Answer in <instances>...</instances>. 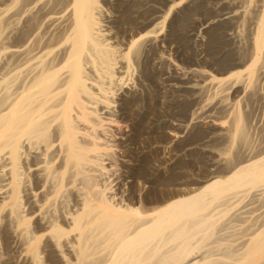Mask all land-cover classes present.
Here are the masks:
<instances>
[{
    "label": "bare ground",
    "instance_id": "1",
    "mask_svg": "<svg viewBox=\"0 0 264 264\" xmlns=\"http://www.w3.org/2000/svg\"><path fill=\"white\" fill-rule=\"evenodd\" d=\"M186 2L0 0V264H264V147L246 109L195 136L231 106L209 103L228 83L264 81V0L202 3L198 66L178 71ZM222 63L219 77L199 67ZM184 104H200L191 124L164 118ZM169 122L181 132L164 143ZM140 127L145 168L131 160ZM196 150L212 167L182 179L175 163Z\"/></svg>",
    "mask_w": 264,
    "mask_h": 264
},
{
    "label": "rangeland",
    "instance_id": "2",
    "mask_svg": "<svg viewBox=\"0 0 264 264\" xmlns=\"http://www.w3.org/2000/svg\"><path fill=\"white\" fill-rule=\"evenodd\" d=\"M177 0H167V9L172 5V4H174L175 2H176ZM188 2H186V3H183V4H181L180 6H179V8H177V10H178V14H177V20H178V22L177 23H181V22H179V21H183V20H185V19H188L187 17H188V12H190V11H192V12H190V14H192V15H190L191 16V19L193 18H195L196 16L197 17H200L199 19H201V18H204V17H202V15L203 16H205V14H207V13H205V11L207 10V7H209L210 5H212V4H210V1H211V3H212V1H214V0H206V1H204V3H203V1H198L197 3L195 2H192V0H187ZM192 3H193V6H192ZM202 3H203V5H204V7H203V5H202ZM210 5H209V4ZM106 4H109L108 2H106ZM197 4V5H196ZM190 5V6H189ZM199 5H200V7H199ZM195 6H197V7H195ZM187 7H190V11H188L189 10V8H187ZM195 8V9H194ZM197 8H199L198 10H196ZM201 8V9H200ZM205 9V11L203 12V10ZM188 9V10H187ZM203 9V10H202ZM182 11V12H181ZM188 11V12H187ZM180 13V14H179ZM196 13H199V14H196ZM202 13V14H201ZM187 14V15H186ZM194 14V15H193ZM201 14V15H200ZM186 15V16H185ZM181 19H183V20H181ZM187 20V24L185 23V25H184V27H186V29L185 28H180V34L182 33V36L180 35V38H179V40L178 41H176V42H174L173 43V45L172 44H170V47H169V49H170V55H169V61L170 62H168V65H170L171 67H175L178 71L180 70V71H182L183 69H186V68H188V69H190V68H192V67H197L198 66V64L196 63V61H195V46L194 45H196V43L197 42H195V41H197L198 40V38L199 37H201L200 35H201V33H202V31H203V28H202V26L201 25H199V20H197V21H194L193 19L192 20ZM176 20V21H177ZM186 21V20H185ZM195 22H197V23H195ZM177 23L175 22V26L173 25V27H172V29H176V27H177ZM191 25H190V24ZM175 27V28H174ZM189 27V28H188ZM170 29H171V26L169 27ZM171 31V30H170ZM184 32V33H183ZM186 33V34H185ZM184 34V35H183ZM184 36V37H183ZM182 38V39H181ZM197 39V40H196ZM186 43V44H185ZM178 44V45H177ZM193 48H194V50H193ZM182 50V51H181ZM194 55V56H193ZM190 57V58H189ZM193 57V58H192ZM232 57V56H231ZM230 57V58H231ZM225 60V59H224ZM226 60H228L227 58H226ZM226 60H225V62H226ZM230 61V60H229ZM193 62V63H192ZM228 62V61H227ZM195 63V64H194ZM192 64V65H191ZM224 64L225 63H222L221 65H219V64H217V65H206V64H201V65H199V67L200 68H203V66H204V68L203 69H207V71H210V72H208V73H212V74H214L215 73V75L216 76H218L219 77V74L221 75V69H222V67L224 66ZM223 65V66H222ZM208 66V67H207ZM225 67V66H224ZM217 69V70H216ZM220 72V73H219ZM193 76V77H192ZM191 76V80H193V82H202V79H201V77L199 76L198 77V75H192ZM220 77H222V76H220ZM261 84V85H260ZM234 85V84H233ZM237 85V86H236ZM235 86H232L230 83H228V85H226L225 87H224V89H223V91H221L220 93L221 94H218V96L217 95H215L216 97H214L213 99H210V98H212L213 96H214V90L213 89H207L206 90V92L204 93V95H203V98L205 99V101H203L202 102V100H204L203 98H202V100H201V102H202V104H201V106L202 105H204L205 103H207V102H209V99H210V102L209 103H211L212 105H214V103H216L215 105L216 106H218V103H217V101H219V100H222L223 98H225V100H226V105L228 106V104H230L231 103V106L229 107L228 106V108L226 107V108H224V109H222V108H220V107H218L216 110H215V116L217 117H214L215 118V124L214 123H212V122H210V121H208L207 122V120H204V121H202L200 124L202 125H199L200 127H198V131H196L195 132V136H196V138H202V136H203V134H205V133H207L208 131H209V129H211L210 130V132H212V133H217V132H219V131H217V130H223L224 128H228L229 126H230V124H232V123H229L230 121H232L233 119V117H232V115H234L233 113H234V110H235V112H236V110H238V111H241V113H242V115H243V111L245 110V115H243V118H246V119H244V121H245V124H247V125H249V126H246V127H248V131H247V134H248V138L250 137V136H252L251 137V140L253 141H251V140H249L250 142H252V145L254 146V148H256V147H258V148H261V147H264V81L262 82V83H259V84H257V86H255V89L254 88H249V87H247L246 85L244 86L243 84H236ZM232 86V87H231ZM152 87H154V86H152ZM152 87H150L151 89H149V94L148 93H146L145 94V96L149 99V101H152V98H156V96H157V94H156V90H155V87L154 88H152ZM247 87V88H246ZM259 87V88H258ZM227 88V89H226ZM255 91H254V90ZM213 90V91H212ZM252 90V91H251ZM260 90V91H259ZM152 91V92H151ZM210 91H211V93H210ZM251 91V92H250ZM154 92H155V94H154ZM247 92L248 93H251V94H247ZM255 92V94H257V95H253V93ZM257 92V93H256ZM213 93V94H212ZM223 93V94H222ZM206 94H208V95H206ZM212 94V95H211ZM225 94V95H224ZM239 94H241V95H239ZM223 97H221V96ZM247 95V96H246ZM150 96H152V98L149 97ZM154 96V97H153ZM204 96H206V98L204 97ZM209 96H212V97H210L209 98ZM225 96V97H224ZM245 96V97H244ZM253 98H252V97ZM257 97H259V98H257ZM154 98V99H155ZM209 98V99H208ZM219 98H221V99H219ZM243 98V99H242ZM207 99V100H206ZM245 99V100H244ZM258 99V100H257ZM146 99H144V101H145ZM215 100V101H214ZM217 100V101H216ZM243 100V101H242ZM144 101H143V103H144ZM154 101V100H153ZM152 101V102H153ZM227 101H229V102H227ZM246 101V102H245ZM213 102V103H212ZM239 102V103H238ZM228 103V104H227ZM250 103H251V105H250ZM256 103V104H255ZM153 104V103H152ZM238 104V105H237ZM247 104V105H246ZM185 106H182L183 108H181V107H175V109H174V107L173 108H171V107H169V109H168V107H167V109H164L163 111H162V113L164 112V118H166L167 120H171V121H177L178 119V121H180L181 119H182V121L181 122H183L184 124H186V123H188V124H186V125H189V124H191V121H192V118H193V114L191 113L193 110H194V108H196V107H200V104H199V106H195V107H189V105L187 104H184ZM242 105H244L243 107H242ZM253 105H254V108L256 109H253ZM156 107H160V104L158 103L157 104V106ZM235 107H237L238 109H235ZM176 108H178V109H176ZM184 108H186V109H184ZM191 108H193V109H191ZM231 108V109H230ZM183 109V110H182ZM225 109H226V111H225ZM243 109V110H242ZM173 110V111H172ZM178 110V111H177ZM181 110V111H180ZM220 110L222 111V113L224 114H222V113H220ZM227 110H229L228 112H227ZM180 111V112H179ZM190 111V112H189ZM199 111V110H198ZM219 111V112H218ZM233 111V112H232ZM255 111V112H254ZM177 112H179V113H177ZM250 114H249V113ZM254 112V113H253ZM173 113V114H172ZM178 114V116H180V117H176V115ZM189 113H191V114H189ZM220 113V114H219ZM228 113V114H227ZM180 114V115H179ZM183 114V115H182ZM188 114V115H187ZM227 114V115H226ZM228 116V117H222V116ZM254 115V116H253ZM168 116V117H167ZM187 116H190V118L188 117V118H186ZM195 116V115H194ZM246 116H248V117H246ZM259 116V117H258ZM182 117V118H181ZM184 117V118H183ZM177 120H176V119ZM222 118V119H221ZM260 118V119H259ZM230 119H232V120H230ZM247 119H248V122H247ZM254 119V120H253ZM183 120H185V121H183ZM218 120V121H217ZM223 121V122H222ZM257 121H258V123H257ZM186 122V123H185ZM204 122V123H203ZM206 122V123H205ZM211 123V124H210ZM219 123V124H218ZM223 123H224V125H223ZM226 123H228V124H226ZM204 124V125H203ZM217 124V125H216ZM169 125V126H168ZM168 125H165L162 129H161V132L160 133H158V134H161L162 136H158L159 138L158 139H160V137H161V141H164V143H167V142H170V143H172V141H173V137L174 136H172V135H175V133L176 132H181V129H177V128H175L174 127V125L171 123V122H169L168 123ZM172 125H173V127H172ZM212 125V126H211ZM209 126V127H208ZM204 127V128H203ZM223 127V128H222ZM256 127V128H255ZM142 127H140V128H138V133H140L139 134V136H141V137H139L140 139H138L137 140V142L136 143H134L132 146H133V149H134V151L133 152H137V150L138 151H145V155L143 154H138V152L134 155H131L132 157H131V160H132V158H133V163H135V164H137V166H141V167H143V168H145L146 167V164H147V162L148 161H150L151 160V155H150V152H149V148H150V142H151V140H153V138L151 137L150 139H145V138H143L142 137V135H141V132H143V129H141ZM167 128V129H166ZM202 128V129H201ZM208 128V129H207ZM216 130V131H215ZM207 131V132H206ZM253 131V132H252ZM199 132V133H198ZM205 132V133H204ZM252 134V135H251ZM253 134H254V136H253ZM167 138V139H166ZM144 139V140H143ZM155 139V138H154ZM172 139V140H171ZM250 139V138H249ZM148 140V141H147ZM203 139H200L199 140V142H201ZM261 140V141H260ZM261 143H263L262 145H261ZM251 144V143H250ZM260 144V145H259ZM209 145H211V144H209ZM213 145H215V144H213ZM224 144H222L221 146L222 147H224L223 146ZM251 145V146H252ZM202 151L200 152V150H196L195 152H190L189 151V154L188 153H183V154H185L184 156H183V154L181 155V157L179 158V159H177V161H176V163H175V165H176V167H178L177 169L178 170H181L182 172V179H199V178H201V177H203L210 169H211V167H212V165H211V162L209 163V160L207 159V157H205V155L202 153ZM138 154V155H137ZM190 156H188V155ZM194 154V155H193ZM183 156V157H182ZM185 157V158H184ZM189 159V160H188ZM208 160V161H207ZM207 161V162H206ZM178 163V164H177ZM203 163V164H202ZM186 164V165H185ZM203 165H205V166H203ZM181 168H180V167ZM208 167V168H207ZM120 168H122L121 167V165H120ZM208 170V171H206V170ZM196 171V172H195ZM206 171V172H205ZM185 173V174H184ZM198 174V175H197ZM183 176H187V177H183ZM200 176V177H199Z\"/></svg>",
    "mask_w": 264,
    "mask_h": 264
}]
</instances>
